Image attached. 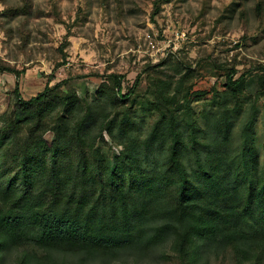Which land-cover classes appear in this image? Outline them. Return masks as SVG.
<instances>
[{
    "label": "trees",
    "instance_id": "obj_1",
    "mask_svg": "<svg viewBox=\"0 0 264 264\" xmlns=\"http://www.w3.org/2000/svg\"><path fill=\"white\" fill-rule=\"evenodd\" d=\"M21 1L0 16L28 18L33 1ZM170 1L155 0L152 15ZM255 12L263 16L261 3ZM226 70L223 94L214 89L201 111L192 105L197 71L184 61L144 68V98L139 75L123 93L116 72L92 92L66 78L23 98L16 82L0 114V264L9 255L12 264L135 261L160 247L173 264L207 253L215 264H264V140L260 158L255 131L264 65L252 69V93V70L236 79L234 65ZM4 72L18 79L24 70L0 60ZM243 97L249 113L236 137Z\"/></svg>",
    "mask_w": 264,
    "mask_h": 264
},
{
    "label": "rangeland",
    "instance_id": "obj_2",
    "mask_svg": "<svg viewBox=\"0 0 264 264\" xmlns=\"http://www.w3.org/2000/svg\"><path fill=\"white\" fill-rule=\"evenodd\" d=\"M32 1L28 18L0 16V60L24 70L18 79L0 73V114L6 110L16 82L23 98L66 78L80 90L92 92L105 75L116 72L125 77L123 93L139 75L137 94L144 98L148 92L143 69L168 59L190 63L197 71L192 105L201 111L210 108L208 100L214 89L223 94L227 67L234 65L236 79L264 65V0H171L161 4L157 15H152L155 0ZM21 2L0 0V12ZM257 3L263 7L260 18L255 12ZM65 41V64L50 78L54 65L63 61L58 48ZM258 73L252 70L246 76L250 93ZM243 101V111L235 120L236 137L249 113V100L243 97ZM257 106L255 131L262 158L264 100L257 101ZM160 252L161 247L135 261L126 257L83 262L78 255H55L54 259L64 264H173ZM202 262L215 264L211 253L199 264ZM3 264H12V256Z\"/></svg>",
    "mask_w": 264,
    "mask_h": 264
}]
</instances>
